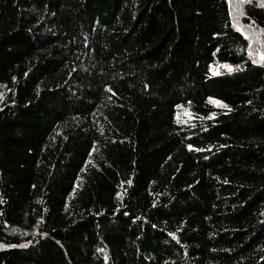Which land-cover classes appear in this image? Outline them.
<instances>
[{"label": "trees", "instance_id": "16d2710c", "mask_svg": "<svg viewBox=\"0 0 264 264\" xmlns=\"http://www.w3.org/2000/svg\"><path fill=\"white\" fill-rule=\"evenodd\" d=\"M237 3L0 0V264H264V0Z\"/></svg>", "mask_w": 264, "mask_h": 264}, {"label": "snow or ice", "instance_id": "6c2138e0", "mask_svg": "<svg viewBox=\"0 0 264 264\" xmlns=\"http://www.w3.org/2000/svg\"><path fill=\"white\" fill-rule=\"evenodd\" d=\"M230 2H231V0H230ZM251 2H252V0H238L237 6L234 9V13L235 14L233 15V19L235 20L237 18V16H243L244 15V12L240 9V5L245 4V3H249L250 4ZM261 6H264V4H262ZM237 30L240 31V29H237ZM245 39H251V36L246 35ZM249 55L252 56L253 54L250 52ZM259 60L260 61H264V54H260L259 55ZM256 62L257 61L254 58L253 59V63H256ZM225 67H227L229 71L232 70L231 66L225 65ZM237 67H239V66H237ZM213 102L214 103H220L219 101H213Z\"/></svg>", "mask_w": 264, "mask_h": 264}, {"label": "rangeland", "instance_id": "374dc122", "mask_svg": "<svg viewBox=\"0 0 264 264\" xmlns=\"http://www.w3.org/2000/svg\"><path fill=\"white\" fill-rule=\"evenodd\" d=\"M212 71L213 72H224V71H228V68L225 67V65H218L215 63L212 65Z\"/></svg>", "mask_w": 264, "mask_h": 264}]
</instances>
